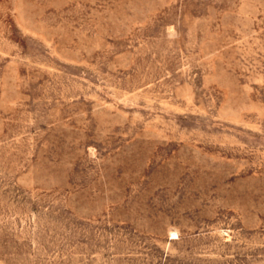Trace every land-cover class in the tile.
I'll return each mask as SVG.
<instances>
[{"label": "rangeland", "instance_id": "1", "mask_svg": "<svg viewBox=\"0 0 264 264\" xmlns=\"http://www.w3.org/2000/svg\"><path fill=\"white\" fill-rule=\"evenodd\" d=\"M0 264H264V0H0Z\"/></svg>", "mask_w": 264, "mask_h": 264}]
</instances>
